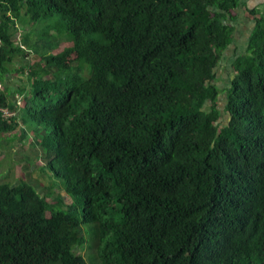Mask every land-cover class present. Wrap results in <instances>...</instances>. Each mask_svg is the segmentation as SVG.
Here are the masks:
<instances>
[{"label":"trees","instance_id":"obj_1","mask_svg":"<svg viewBox=\"0 0 264 264\" xmlns=\"http://www.w3.org/2000/svg\"><path fill=\"white\" fill-rule=\"evenodd\" d=\"M240 1L0 0V264H264V11L216 84Z\"/></svg>","mask_w":264,"mask_h":264},{"label":"rangeland","instance_id":"obj_2","mask_svg":"<svg viewBox=\"0 0 264 264\" xmlns=\"http://www.w3.org/2000/svg\"><path fill=\"white\" fill-rule=\"evenodd\" d=\"M263 2H264V0H262V1L260 0V3H258L260 6L256 7V9H255L256 11H260V10L264 11V10H262V8L264 7L263 6V4H264ZM239 15H240L241 19H247V21H249V22L253 21L252 17H254V15L251 17V13L250 12L246 13L247 16H244V14H243V16L241 14H239ZM238 18H239V16H238ZM251 29H252V26L247 27V31L248 32ZM64 41H65V39L63 37V39L61 40V45L59 44L60 47L58 49H56L54 51V53L60 52L64 47H67V46L71 45L70 43L63 44ZM245 43L246 42H244L243 44L246 45ZM231 51H233V50L230 49L227 53L223 54L222 60L220 62L221 63V69L219 68V70H216V78L218 79L216 84L218 85L220 90H221V88L223 86V81H227L228 80V76L233 74L232 60L234 58V56H233L234 53L232 55ZM244 51L245 50L241 49V53H243ZM0 85H1L0 90H2L4 87H3L2 84H0ZM224 103H225V94L222 91L220 96H219V99L217 101V105H218L219 110L223 111ZM226 121H227L226 120V115L224 113H221V116H220L218 122L220 123L221 126H223L226 123ZM23 146H28L27 142L22 144V149L26 150V148L23 147ZM11 152L15 155V150H11ZM21 164H22L23 167H26V164L24 163L23 159H21ZM17 165H19V162L17 163ZM16 175H19L18 172H16ZM28 175H30V171H29Z\"/></svg>","mask_w":264,"mask_h":264},{"label":"crops","instance_id":"obj_3","mask_svg":"<svg viewBox=\"0 0 264 264\" xmlns=\"http://www.w3.org/2000/svg\"><path fill=\"white\" fill-rule=\"evenodd\" d=\"M240 3L241 5L238 6L239 8L232 15L236 17H234L233 20L226 21L227 25H230L231 27H233V31L231 34L232 42L228 46V51L231 49L237 53H240L241 49L245 50L246 45H244L243 43L248 41L249 34L251 32V30L249 32L247 31V27L249 26L253 27L254 25V21L249 22L247 21V19H241L239 14H241L242 16L243 14L244 16H247L246 13L260 6L258 4L260 3V0H241ZM252 16L253 15L251 14V17ZM253 18L254 17H252V20Z\"/></svg>","mask_w":264,"mask_h":264}]
</instances>
